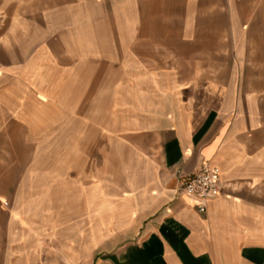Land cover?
<instances>
[{"label": "crops", "instance_id": "obj_1", "mask_svg": "<svg viewBox=\"0 0 264 264\" xmlns=\"http://www.w3.org/2000/svg\"><path fill=\"white\" fill-rule=\"evenodd\" d=\"M168 3L0 0V204L22 187L65 216L116 218L96 264H264V98L246 91L264 90L263 18L233 21L239 47L217 61L194 18L167 32ZM195 72L224 76L186 81L201 90L187 107L168 98L185 82L167 74ZM125 138L143 158L119 181L103 154ZM201 162L222 188L203 214L178 193Z\"/></svg>", "mask_w": 264, "mask_h": 264}, {"label": "rangeland", "instance_id": "obj_2", "mask_svg": "<svg viewBox=\"0 0 264 264\" xmlns=\"http://www.w3.org/2000/svg\"><path fill=\"white\" fill-rule=\"evenodd\" d=\"M172 1L169 0L168 3L167 32H178L181 23L194 18L195 34H215L217 61L227 54L230 46L232 52L239 47V40L234 41L233 21H238L244 16H258L263 18L264 28V0H254L251 3L255 4L257 1L258 8H242L243 1L240 0L231 9L225 7L226 0H195V9H182V3L175 0L177 3L174 6ZM183 4L186 3L183 1ZM202 4L206 6L201 7ZM216 5L224 7H215ZM262 38L264 39V31ZM167 75L169 80H184V88L167 90L168 98H178L179 101L185 102L184 107H187L189 97L201 91L186 87V81L197 80L200 85L208 78L215 80L224 76L223 73L217 72ZM246 91L256 92L264 98V90ZM112 143L116 144L112 146L118 151L103 154L104 166L108 162L104 170L106 173L114 171L119 181H124L128 172L137 170L143 157L142 154L129 149L126 138L119 144L113 141ZM135 143L141 144L138 141ZM96 163L101 164V154L89 153V170L94 169ZM105 182L107 181H104L103 190L104 197H107L112 194L113 186ZM9 189L11 200L2 201L0 204V264H92L93 259L97 257L96 264L99 263L102 253L111 251L115 243L121 240L117 234L118 225L114 223L116 218L110 220L111 216H98L93 211H89L87 216H65L61 211L50 208L46 199H31V193H23L22 187L18 193L14 191L15 187ZM24 189L31 192L30 188Z\"/></svg>", "mask_w": 264, "mask_h": 264}, {"label": "built area", "instance_id": "obj_3", "mask_svg": "<svg viewBox=\"0 0 264 264\" xmlns=\"http://www.w3.org/2000/svg\"><path fill=\"white\" fill-rule=\"evenodd\" d=\"M221 192L219 169L206 162H201L197 170L183 180L178 190L179 195L196 202L195 208L200 214L205 212L207 202Z\"/></svg>", "mask_w": 264, "mask_h": 264}]
</instances>
